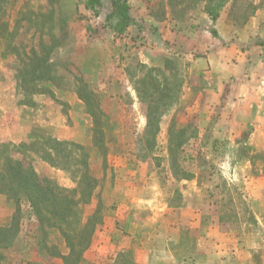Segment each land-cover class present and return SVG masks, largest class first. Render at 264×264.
<instances>
[{"label": "rangeland", "instance_id": "374dc122", "mask_svg": "<svg viewBox=\"0 0 264 264\" xmlns=\"http://www.w3.org/2000/svg\"><path fill=\"white\" fill-rule=\"evenodd\" d=\"M130 1L135 20L124 26L113 8L95 13L81 0H0V92L32 113V130L57 138L58 120L87 128L97 145H83L88 175L98 179L57 227L1 197L0 264H64V234L98 208L75 264H264V99H218L227 70L206 60L219 42L255 54L264 0ZM148 14L181 36L162 38ZM48 176L77 186L67 173ZM74 238L81 249L85 238Z\"/></svg>", "mask_w": 264, "mask_h": 264}, {"label": "trees", "instance_id": "16d2710c", "mask_svg": "<svg viewBox=\"0 0 264 264\" xmlns=\"http://www.w3.org/2000/svg\"><path fill=\"white\" fill-rule=\"evenodd\" d=\"M114 12L123 25H127L129 21L135 19L129 12L127 0H109ZM86 8H90L97 13L98 8L102 7L100 0H83ZM48 72L50 67L46 69ZM40 76L43 79H51L48 73L42 72ZM78 96L88 103V96H82L77 92ZM91 94L88 93V95ZM87 100V101H86ZM93 113H89L92 117ZM93 127L91 128V132ZM42 130L34 128L31 131L29 142L14 145L10 143L0 147V160L2 166L0 170V193L5 194L8 199H13L17 205L24 201L30 209V213L39 224L47 227H57L60 223L67 220L71 214L77 211L80 204L90 200L93 189L98 179L88 175L89 163L87 161L88 152L84 150V146L80 143L65 139H58L52 135L43 134ZM93 146H96L89 132ZM11 146V150L8 147ZM82 151V152H76ZM19 152L23 159L14 158V153ZM31 152L34 156L42 159L53 167L62 169L65 173L77 183L75 188H66L51 178L37 174L34 168L27 164L25 158ZM59 158L60 160H58ZM85 168L81 170L80 175L75 176L80 169L79 164ZM81 182L83 183L81 185ZM77 209L75 210V208ZM19 206L17 207V209ZM100 218L99 208L94 211L82 225V229L75 234H64L66 243L69 247L67 255H59L64 264H75L80 258L81 251L85 249L90 241V235L94 229V225ZM6 228L0 226V232ZM80 236L85 238L86 242L79 248V239L74 237Z\"/></svg>", "mask_w": 264, "mask_h": 264}, {"label": "crops", "instance_id": "0c3cea01", "mask_svg": "<svg viewBox=\"0 0 264 264\" xmlns=\"http://www.w3.org/2000/svg\"><path fill=\"white\" fill-rule=\"evenodd\" d=\"M100 1L102 3V6L112 8L111 2L109 0ZM80 3V7L85 10L89 9L86 8L83 0H81ZM127 4L129 6V9H133L130 8V0H127ZM140 5H137L136 7H140L141 10L143 9V6ZM141 16L144 17V15ZM147 17H150L151 20H153L152 22L155 26H157V33L160 34V23L156 22L149 14L145 16V18ZM164 26L165 24L162 25V28ZM168 33H161L160 36L162 38H168L172 40L173 38H178L179 36H181L180 33L179 35H177L171 32L170 30L168 31ZM262 39L264 41V37H262ZM175 42L178 41L176 40ZM199 44L197 46L198 48H202V45H204L203 42H201L200 45ZM193 46L194 44H190L188 48L191 49ZM205 48L208 49L209 47L205 45ZM249 51H255V54L251 56L248 55V51L243 52L241 49H239V44L235 42L231 45H224L223 43L219 42L214 53L212 52V49H210L208 53L204 51V53H207L206 60L209 62V64H211V66H213V63H215V65H218V67L221 66L222 68L227 70V76L223 71V75L220 81L216 83L218 90V99H222L223 101L232 100L234 102H240L242 104L246 103L249 106L252 105V101L254 99H260L261 101L264 99L263 95H259V93L262 92L259 90L261 89V84H264V42H255V44ZM242 61H244L247 65V67L245 68L246 70H243V67H245L244 63V66H241ZM231 73L233 74V78H230ZM76 95L78 94H75V96ZM11 97L12 95L9 92H0V102L3 106V115L0 119V142L8 141V143L10 142V144L20 145L21 143L28 142L29 138H27V136H29V133H31L33 125V120L31 117L32 113H28L27 111H25V109L21 110L20 112V110L18 111L17 108L12 107L11 103L9 102ZM258 108L261 107L258 106ZM57 122V127H55L54 131L56 130L57 135L55 136L58 139L70 140L73 142L80 143L82 145L88 144V141L90 140V135L87 128L85 129L84 126L79 124H74L73 126H66L59 120ZM13 156L16 159H23L24 155L19 152H15ZM38 161H41L43 165L42 167L44 168L42 174H46L44 173L45 170L48 174L50 170H56L58 171V173L62 172V174L65 173L62 169L55 168L47 162L43 161L42 159ZM1 164L2 161L0 160V170ZM34 170L37 172V174L41 175V172H38L37 169ZM48 174L43 176L49 177ZM1 197L4 199L5 202L10 204V199H8L5 194L0 193V198Z\"/></svg>", "mask_w": 264, "mask_h": 264}]
</instances>
